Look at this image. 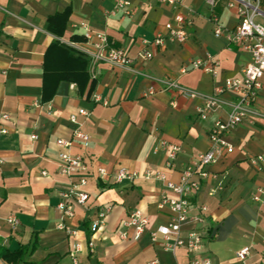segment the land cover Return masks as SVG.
<instances>
[{
    "label": "crops",
    "instance_id": "1",
    "mask_svg": "<svg viewBox=\"0 0 264 264\" xmlns=\"http://www.w3.org/2000/svg\"><path fill=\"white\" fill-rule=\"evenodd\" d=\"M132 1L135 13L127 17L111 14L114 0H0V238L3 246L15 251L36 237L37 248L28 257L34 264H75L72 251L78 242L83 246L79 264H150L155 259L189 264L195 256L184 247L167 250L163 237L153 241L151 231L172 216L168 207H161L163 196H174L166 182H179L186 165L209 148L210 130L226 119L227 110L202 119L197 108L203 99L164 90L161 81H176L211 95L226 79L242 77L249 55L214 34L213 13L227 29L239 22L237 11L228 5L230 0H215L214 5L207 0H184L180 12L194 19L189 39L153 46L154 56L142 58L141 51L158 35L167 34L166 24L176 23L179 11L158 0ZM67 8H71L67 28L57 38L48 30V18ZM257 21L264 23V17L258 16ZM82 24L105 33L134 63L121 68L100 62L90 96V83L81 95L76 83L62 80L52 98L43 102L44 65L51 69L69 60L59 49L46 56L52 43L59 39L76 51H94L84 42ZM82 53L89 60L90 73V57ZM194 59L218 61V75L189 68ZM183 67L188 71L181 72ZM50 78H46L48 91L53 85ZM237 96L226 91L221 97L231 102ZM79 108L89 112L78 121L90 142L85 147L75 139L68 150L86 159L84 190L89 199L75 204L69 217L58 204L71 182L83 175L69 178L60 173L59 156L66 149L57 140L73 137L70 116ZM254 108L255 113L228 135L234 150L224 152L207 168L208 176L192 197L196 207L208 208L209 235L199 256L208 257L211 264H264V203L253 200L255 191L264 189V162L252 160L264 154V78ZM161 141L181 147L172 166L165 150L155 153ZM99 167L108 171L107 178H99ZM120 167L141 174L162 173L166 181L142 177L116 183L113 175ZM105 208H109L106 219L94 230L92 223ZM134 209L150 219L149 228L139 237L133 227H121ZM10 215L18 218L16 225L8 222ZM61 223L66 228L59 227ZM67 229L78 230L77 236H70ZM245 246L251 247V254L242 260L237 252ZM0 264L13 263L0 257Z\"/></svg>",
    "mask_w": 264,
    "mask_h": 264
},
{
    "label": "built area",
    "instance_id": "2",
    "mask_svg": "<svg viewBox=\"0 0 264 264\" xmlns=\"http://www.w3.org/2000/svg\"><path fill=\"white\" fill-rule=\"evenodd\" d=\"M160 3L168 4L176 11V23L169 22L166 24V35H158L151 43L145 47L140 55L142 58L151 59L154 56L152 49L163 47L168 41L185 43L190 36L189 28L194 24V19L188 13L180 12L184 0H158ZM209 5H214L215 0H207ZM264 0H230L228 5L237 11L239 22L232 28L223 27L219 17L212 14L211 22L214 25V34L217 37H225L228 42L248 53V62L243 69V75L240 78H229L222 85L215 88L214 94H202L198 91L188 89L179 85L176 81L162 80L163 89H175L177 93L187 98H201L203 104L198 106L197 113L202 119H206L212 112L219 109L227 110V117L224 120L216 122L209 133V148L195 157L182 171L179 182L167 181V187L173 191L174 196H163L161 207H168L172 213L168 223L159 225L151 231L153 241L162 236L165 240L166 249L175 251L177 248L184 247L190 253L195 255L189 264H211L206 256H199L203 247L205 236L209 235V226L206 213V206H197L193 203L192 197L201 189V180L208 176L207 168L217 163L218 158L224 152L234 150L233 143L229 140L228 135L237 126L245 121L247 117L255 113V103L263 87L264 78V23L258 22L257 17H264L262 4ZM135 13L132 0H114V7L111 14H122L123 16L132 17ZM84 29V42L90 44L94 51L83 50L90 57V73L96 78V65L100 62L106 63L113 67H131L134 63L131 57L124 49L116 47L105 33L95 31L88 25L82 24ZM74 46V43H70ZM82 51V52H83ZM219 62L211 59V62L203 59H194L190 62L189 68H201L212 75H218ZM188 71V67H183L181 72ZM136 73L144 74L139 70ZM226 91H232L238 96L236 100L228 102L221 96ZM150 93H154L151 89ZM96 101H101L99 95H94ZM106 104V103H104ZM176 106V102H172ZM88 116L89 112L84 108H79L70 116V121L75 125L73 137L71 139L57 140L58 146L66 150L60 153V173L66 177L72 178L75 175H83L78 181L71 182L69 190L62 193L63 200L59 202L58 208L64 216H73L75 204H84L89 199V193L84 190L87 185V179L84 176L88 171V165L83 155H75L69 152L74 140H79L83 146H88L90 136L81 128L78 121L79 116ZM5 117L7 115H4ZM3 132H6L3 130ZM37 138L36 135H33ZM160 149L168 153V164L172 166L181 153V147L172 145L167 141H161L155 148V153ZM256 162H264V154L258 155L252 159ZM99 178H107L108 171L102 167L98 168ZM158 178L166 181V176L162 173H153L147 170L144 174L131 171L125 167H120L113 175L114 182H135L139 178ZM253 200L258 203H264V189L258 188L253 194ZM193 210H197L192 214ZM109 208L99 211L97 218L92 223V228L97 230L104 223ZM8 222L12 225L18 223L15 215L8 217ZM150 225V219L140 209H134L129 214V219L121 223V227H133L137 237L141 236ZM189 227L185 229V227ZM66 228L63 223L59 225ZM70 236L76 237L78 230L67 229ZM124 234V233H123ZM90 248L94 247L92 241L89 242ZM82 244L76 243L72 251V257L75 264H79L78 253L82 251ZM251 254V247L241 248L237 255L240 259L245 260ZM150 264H168L155 259Z\"/></svg>",
    "mask_w": 264,
    "mask_h": 264
},
{
    "label": "trees",
    "instance_id": "3",
    "mask_svg": "<svg viewBox=\"0 0 264 264\" xmlns=\"http://www.w3.org/2000/svg\"><path fill=\"white\" fill-rule=\"evenodd\" d=\"M71 15V8H67L63 12H58L48 18V30L54 34L57 38L64 35L67 28V23ZM59 49L62 53L67 56L69 60L65 65H61L56 68L48 69V65H44V91H43V102L49 101L60 81L65 80L69 82H74L78 85V89L81 95H84L86 89L90 83V88L88 90V96H90L96 86V80L93 78L91 80L88 65L89 60L80 51H76L70 46L63 45L60 40H56L49 47L46 56ZM51 77L53 85L51 91H48V86L46 83V78ZM37 248L36 237L30 244L22 245L15 251H11L7 247L2 245V239L0 238V257L9 263L13 264H34L28 260L29 255H31Z\"/></svg>",
    "mask_w": 264,
    "mask_h": 264
}]
</instances>
